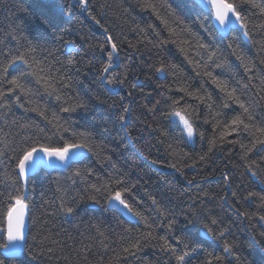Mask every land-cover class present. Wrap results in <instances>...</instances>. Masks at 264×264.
Listing matches in <instances>:
<instances>
[{
	"label": "trees",
	"instance_id": "trees-1",
	"mask_svg": "<svg viewBox=\"0 0 264 264\" xmlns=\"http://www.w3.org/2000/svg\"><path fill=\"white\" fill-rule=\"evenodd\" d=\"M152 2L159 16L143 9L141 0H87L86 10L80 0H0V64L9 51L14 55L17 48L25 51L37 45L35 56L57 77L56 94L49 95L35 77L24 75L21 80L30 93L17 90L0 101V150L4 153L0 156V193L13 191L7 178L15 176L12 157L22 146L38 138L46 145L63 143L59 135H53L56 129L49 123L53 113L71 130L90 133L101 146L99 156L96 151L87 152L70 167L40 170L29 178L24 250L17 257L6 258L0 248L5 264H176L160 251L159 240H142L143 247L135 256L123 252L150 229L143 220L128 219L121 210L109 207L103 193L97 194L100 203L86 199L93 193L91 184L114 183L115 178L131 189L126 194L128 202L153 226L157 237H167L181 252L198 250L193 264H203L207 252L224 255L221 240L214 238L220 231L240 256L239 262L229 257L224 264H264V221L258 218L264 215V208L259 207V197L264 196V145L256 144L245 155L241 144L251 147L256 138L249 132L226 138L237 143L210 144L220 131L214 128L215 121H228L242 112L231 101L228 108L222 107L227 97L214 78L226 82L229 91L236 89L235 95L250 107L254 123L264 126V50L260 43L264 28L254 27L264 24V15L250 4L241 5L250 35L245 36L238 25L223 37L214 28L211 14L199 11L192 0ZM141 28L147 30L146 40ZM107 35L119 49V60L109 74H117L123 84L101 86L98 79V69L111 51ZM161 40L169 42L160 47ZM129 43L135 47L130 48ZM100 44L105 46L104 52L96 47ZM69 59L74 61L72 65H68ZM161 62L169 66L165 73L155 71ZM245 64L252 70H246ZM21 70L28 71L21 65L9 69V78L20 76ZM60 76L64 79L59 80ZM8 87L0 84L5 92ZM77 100L87 108L62 111ZM174 100L181 106L190 105L189 111L194 113L197 134L191 140L166 115ZM32 108L43 111L48 119ZM121 115L125 120H120ZM63 136L73 139L71 131ZM77 169L81 176L74 175ZM249 192L256 195L245 199ZM61 197L66 206L73 207L72 214L61 207ZM237 202L242 211L255 214L254 218L238 215ZM5 203L6 196H0V207ZM193 219L195 224L188 222ZM212 219L217 221L215 225ZM171 220L175 224L169 231ZM205 225L214 232L209 233ZM4 229L6 221L0 216V244L6 242ZM176 237L182 240L180 245Z\"/></svg>",
	"mask_w": 264,
	"mask_h": 264
},
{
	"label": "snow or ice",
	"instance_id": "snow-or-ice-1",
	"mask_svg": "<svg viewBox=\"0 0 264 264\" xmlns=\"http://www.w3.org/2000/svg\"><path fill=\"white\" fill-rule=\"evenodd\" d=\"M81 4L85 5V10L87 6V0H80ZM250 4L253 8L259 9V13L264 15V3H257L256 0H194V7H197L199 11L202 13H210L211 18L217 22V27L224 32L235 29L237 24L241 29H244V35L249 36L250 33L248 31V24L245 22V18L242 16L241 5ZM143 9H151L154 13L159 16V13L156 11V4L152 2V0H141V5ZM170 7V6H169ZM171 15L175 16L176 13L174 10H171ZM91 15V13H89ZM95 20V17H93ZM177 19H179L177 17ZM96 23L99 24L100 21L96 20ZM166 23V22H165ZM254 27L264 28V24L254 25ZM148 28H152L151 25H148ZM140 31L145 33L144 39H147V30L141 28ZM174 32V30H170ZM104 32L107 33L108 29L105 28ZM13 40H17L16 36H12ZM107 44L110 45L111 51L107 52V61L103 64V66L98 69V79L101 86H108L115 84H123L124 80L120 79L119 76L115 73L109 74V70L116 66V61L119 60V49L118 45L114 42L113 37L107 35L105 37ZM152 43V41H148ZM167 40L159 41L160 47H163L164 44L168 43ZM74 43V42H73ZM261 50H264V41H261ZM154 47L157 45L154 44ZM204 47V45H200ZM99 51L104 52L105 46L103 44L96 46ZM129 47H135V45L129 43ZM38 50L37 45L29 46L25 51H20L19 48L16 49V54H11V51L6 53L7 59L5 62L0 64V84L7 83L10 85L8 87L7 92L3 88H0V101H3L6 95H11L12 93L19 90L21 94L30 93V89L26 86L25 83L22 82L21 77L24 75L33 76L36 78L37 83H41L45 89V91L49 95L56 94L57 89L55 87L54 81L57 80V77L52 75V70L45 64L43 61L38 60L35 56V53ZM49 55H52L49 52ZM214 55V54H213ZM239 59L243 61V56H238ZM68 65H72L74 61L69 59L67 61ZM264 63V61H262ZM21 65L23 69H27L28 71L21 70L20 76H11L9 73V69H13L15 66ZM219 66V65H218ZM168 65L161 62L158 66L155 67V71L157 73H165L168 69ZM174 67V66H173ZM245 68L248 71H251V67L248 64H245ZM58 71V70H57ZM209 75H211L209 73ZM47 77V78H46ZM127 77L125 76V79ZM64 77L60 76L59 80H63ZM214 83H217V86L221 88V91L225 92L227 99L222 105L223 108L229 107V101L234 102L242 112L228 121L217 119L214 124V128H219L218 138H214L210 141V144L215 147L218 143H237V140H226L227 137L236 134L239 136L241 132H249L250 135L256 137L255 143L252 144L251 147H247L241 144L242 148H246V153L251 152L253 148H255L256 144L264 145V126H259L254 123L255 117L250 109L241 99L235 95L236 89L228 90V86L226 82L217 81L214 78ZM69 85L65 83V87ZM183 90V89H182ZM191 95V94H190ZM56 98L59 100L60 96L57 94ZM199 99H203L202 97H197ZM16 99L19 100L20 96L17 95ZM210 99V98H209ZM159 103V102H157ZM22 106V105H21ZM190 105H180L179 100H174L172 105H170V111L166 113V115L178 122L182 126L183 133H186L187 137L191 139L194 135L197 134V130L194 124L193 112L189 111ZM77 108L86 109L87 104L82 100H77L75 103L70 104L67 107H63L62 111L65 113L75 112ZM31 111H36L46 120L48 117L45 115L43 111H40L38 108H32ZM123 112L127 113L128 108L124 107ZM219 116L220 113H217ZM215 119V118H214ZM120 120H125V116L121 115ZM208 121L205 120V123ZM49 123L56 129V132L53 135H59V139L63 141L60 146H54L52 144H42L40 143L39 138L36 139L34 143L29 144L27 147H21L20 152L12 157L15 160V176H9L7 179L9 180L13 191L0 193V196H6V203L3 207H0V216H3L6 221V229L3 231L6 233L5 239L6 242L0 244V248L4 249L6 258H14L18 256L24 248L22 247L23 243L26 240L25 232H24V222L26 216V209H28V203L26 199L25 193L27 192V187L29 183V171L36 172L42 168L54 167L56 165L53 164V161H59L61 166L70 167L72 162H76L80 159L85 151L93 152L96 151L99 156L100 153L98 149L101 147L93 142L91 138V134L87 132H75L71 130L69 127H66L63 123L60 122V118L56 113L52 114L51 120ZM23 127H28V125H24ZM43 132V129L40 130ZM71 131L73 136L72 140L65 139L63 133H68ZM259 133V136L256 134ZM203 136V133H200ZM46 139L51 140L52 137H46ZM212 150V147L209 148V151ZM4 153L0 150V156ZM104 160H110L109 157H104ZM203 159V157H201ZM155 163V161H154ZM176 169V171H181L175 164L169 165ZM112 167H115L113 164ZM253 176H256L257 173L252 171L251 168L248 169ZM75 176H81V171L77 169L74 173ZM23 181V183H21ZM75 182V181H73ZM122 185V186H121ZM91 189L93 193L89 194L86 199L91 200L95 203H100V199L97 194L103 193V198L106 200L107 204L110 207L114 206H122L129 213L132 214L133 217L139 218L145 222L147 228L150 229L148 232L141 233L140 236L136 239L135 242L129 244L128 246L123 248V252L128 255L135 256L138 251H140L143 247L141 241H151V240H159L162 241L161 244L158 245L160 251L165 255H170V258H174L176 264H193V258L197 255L198 250H184L178 251L177 247H174L169 243L168 238L165 236L157 237L155 235V230L153 226L148 223L147 219L139 212L136 211L131 204L128 202L126 198V194H130L131 189L124 183L123 180L119 178L114 179V183L105 182L102 185L91 184ZM235 195V194H234ZM256 193L249 192L245 199H250L255 196ZM85 199L81 197V200ZM261 204L259 207L264 208V196L259 197ZM62 203L61 207L67 214L73 213V207L66 206L63 201V197H61ZM153 204H156V200L153 199ZM47 203V202H46ZM239 202H237L236 211L238 215L244 216L248 219L254 218L255 214H249L248 212L242 211L239 206ZM159 210V209H158ZM259 220L264 221V215H259ZM191 224H195L196 220H189ZM211 223L215 225L217 221L212 219ZM175 224L174 220L168 221L167 227L169 231H172L173 225ZM207 227L209 233H213L214 230L211 227ZM97 231L101 236H104V233L100 231L97 227ZM215 239L221 240L223 244V253L224 255H216L213 252L205 253V260L203 264H224V261L229 257H232L235 261H240V256L234 251L235 246L227 240L224 231H220L218 235L214 234ZM103 243V242H101ZM182 240L179 237H176V244L180 245ZM106 247V246H105ZM184 248L187 249L188 245L185 244ZM51 251V249H49ZM35 258V257H34ZM0 264H5L4 259H0ZM231 264V261H229Z\"/></svg>",
	"mask_w": 264,
	"mask_h": 264
},
{
	"label": "water",
	"instance_id": "water-1",
	"mask_svg": "<svg viewBox=\"0 0 264 264\" xmlns=\"http://www.w3.org/2000/svg\"><path fill=\"white\" fill-rule=\"evenodd\" d=\"M193 2H194V0H192ZM196 3H198V0H196ZM212 23H213V26H214V28L216 29V31L221 35V36H223V37H226L228 34H229V32L231 31H227V32H224V31H221L216 25H217V22L214 20V18H212ZM238 27V24H237V26L235 27V29ZM234 30V29H233ZM128 116H129V112H128ZM128 116H127V121H128ZM87 151H85L84 153H83V155L80 157V159L79 160H81V159H83L84 157H86L87 156ZM78 160V161H79ZM53 164L54 165H56V166H54V167H49V168H42V169H39V170H37V171H40V170H52V169H64V168H66L65 166H61L60 165V162L59 161H53ZM36 171V172H37ZM35 172H33V171H29V173H28V176H29V178L34 174ZM171 173H176L175 171H172ZM22 183H23V181H21ZM109 206V205H108ZM110 207V206H109ZM114 207H116L117 209H119V210H121L123 213H124V215L128 218V219H131V220H135V218L132 216V214L131 213H129L126 209H124L122 206H114ZM7 226V225H6ZM24 232H25V237H27V210H26V216H25V222H24ZM25 242H26V240H25ZM25 242L23 243V245H22V247L24 248V245H25ZM2 253H3V255L5 256V253H4V249H3V251H2ZM21 254V253H20ZM19 254V255H20ZM18 255V256H19ZM17 257V256H16Z\"/></svg>",
	"mask_w": 264,
	"mask_h": 264
},
{
	"label": "rangeland",
	"instance_id": "rangeland-1",
	"mask_svg": "<svg viewBox=\"0 0 264 264\" xmlns=\"http://www.w3.org/2000/svg\"><path fill=\"white\" fill-rule=\"evenodd\" d=\"M186 134V133H185ZM187 136V135H186ZM189 139V138H188ZM192 139V138H191ZM191 139H189V140H191Z\"/></svg>",
	"mask_w": 264,
	"mask_h": 264
}]
</instances>
